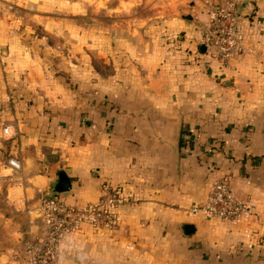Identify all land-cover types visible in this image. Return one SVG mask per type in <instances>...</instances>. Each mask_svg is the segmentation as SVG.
<instances>
[{"label": "crops", "instance_id": "1", "mask_svg": "<svg viewBox=\"0 0 264 264\" xmlns=\"http://www.w3.org/2000/svg\"><path fill=\"white\" fill-rule=\"evenodd\" d=\"M157 1L0 0V189L37 241L39 197L123 187L113 227L64 233L55 264H264V0L231 2L227 58L201 49L207 9ZM219 179L251 213L187 212Z\"/></svg>", "mask_w": 264, "mask_h": 264}, {"label": "built area", "instance_id": "2", "mask_svg": "<svg viewBox=\"0 0 264 264\" xmlns=\"http://www.w3.org/2000/svg\"><path fill=\"white\" fill-rule=\"evenodd\" d=\"M240 39L237 15L230 9L212 11L202 42L205 51L216 58H227L236 50ZM8 131L7 127L3 129ZM8 162L20 169V161L9 157ZM124 199L123 187L104 183L101 196L94 202L83 205L69 204L53 196L38 198L35 208L47 223L44 235L37 241H28L20 264H55V255L61 235L78 229L83 223L94 228L113 227L116 208ZM251 204L236 197L223 179L216 180L200 203L191 205L187 212L200 211L208 216L224 220H236L251 213Z\"/></svg>", "mask_w": 264, "mask_h": 264}, {"label": "rangeland", "instance_id": "3", "mask_svg": "<svg viewBox=\"0 0 264 264\" xmlns=\"http://www.w3.org/2000/svg\"><path fill=\"white\" fill-rule=\"evenodd\" d=\"M232 1L158 0L157 4L153 7H159L163 13L176 10H182L183 13H192L207 9V12L210 14L212 11L229 9ZM140 8L144 7L140 6ZM135 9L139 10L138 7ZM2 190L0 189V264H20L29 240L25 232L24 217H21L20 212L13 211L9 208Z\"/></svg>", "mask_w": 264, "mask_h": 264}, {"label": "water", "instance_id": "4", "mask_svg": "<svg viewBox=\"0 0 264 264\" xmlns=\"http://www.w3.org/2000/svg\"><path fill=\"white\" fill-rule=\"evenodd\" d=\"M183 17H186V18H192L191 14H183L182 15ZM201 49L202 50H205V45H201ZM57 176H58V180L55 184V189L57 190H64L68 187L69 185V177L65 174V172L63 170H59L57 172Z\"/></svg>", "mask_w": 264, "mask_h": 264}]
</instances>
